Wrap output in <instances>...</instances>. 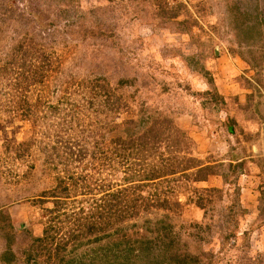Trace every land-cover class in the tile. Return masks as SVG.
Returning <instances> with one entry per match:
<instances>
[{"label":"rangeland","instance_id":"1","mask_svg":"<svg viewBox=\"0 0 264 264\" xmlns=\"http://www.w3.org/2000/svg\"><path fill=\"white\" fill-rule=\"evenodd\" d=\"M0 264H264V0H0Z\"/></svg>","mask_w":264,"mask_h":264}]
</instances>
